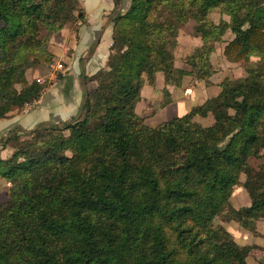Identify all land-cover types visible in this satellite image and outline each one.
I'll return each instance as SVG.
<instances>
[{"label": "trees", "instance_id": "trees-1", "mask_svg": "<svg viewBox=\"0 0 264 264\" xmlns=\"http://www.w3.org/2000/svg\"><path fill=\"white\" fill-rule=\"evenodd\" d=\"M77 3L0 0V121L44 93L27 75L54 63V35L77 31ZM189 21L202 46L184 55L178 27ZM224 42L226 61L244 67L238 82L154 128L135 113L144 73L175 88L186 76L208 84ZM112 43L74 119L14 128L0 142V177L18 186L0 204V264H248L252 246L208 220L227 217L237 188L252 194L238 226L264 220V174L248 167L264 150V0H129L112 18ZM207 115L210 125L192 128Z\"/></svg>", "mask_w": 264, "mask_h": 264}, {"label": "crops", "instance_id": "crops-1", "mask_svg": "<svg viewBox=\"0 0 264 264\" xmlns=\"http://www.w3.org/2000/svg\"><path fill=\"white\" fill-rule=\"evenodd\" d=\"M128 2L129 0H121L120 5L115 7L114 0H78L77 8L82 13L83 20L79 22L77 31L68 25L54 35L52 54L55 61L47 73L39 78L47 85L44 93L37 102L24 107L19 115L1 120L0 130L6 129L9 132L19 128L29 131L39 124L66 123L74 119L80 111L85 92L91 88L87 79L106 66L113 44L112 18L114 14H123ZM209 19L218 23L221 19L219 11H212ZM223 19L227 20L226 17ZM193 26V21H189L178 27L177 48L184 55H192L202 46L200 36L192 35ZM231 36L230 33L226 34V42ZM226 42L220 44L210 56L216 73L209 78L208 84L186 76L181 87L175 88L164 84V77L160 72L144 73L135 113L150 114L147 123L154 128L188 114L217 95L226 79L230 80L238 73L241 65L226 61L223 56ZM175 65L178 66V62ZM33 73L30 72L31 77ZM187 102L191 105L182 114L183 110L179 105ZM206 117L210 118L209 115ZM206 117L196 116L194 119ZM245 232L250 234L248 230Z\"/></svg>", "mask_w": 264, "mask_h": 264}, {"label": "rangeland", "instance_id": "rangeland-1", "mask_svg": "<svg viewBox=\"0 0 264 264\" xmlns=\"http://www.w3.org/2000/svg\"><path fill=\"white\" fill-rule=\"evenodd\" d=\"M214 68V67H213ZM243 68L239 66V72L234 74L231 79H226V84L236 83L241 79ZM215 70V69H214ZM216 71V70H215ZM216 73V72H215ZM28 73L27 78L38 79L41 78L40 73H33V77ZM237 75V76H236ZM36 79V80H37ZM92 90L94 88L93 83L90 84ZM195 104V103H193ZM188 105H191L190 102L185 104H180L179 107L184 114L187 111ZM198 121V122H197ZM211 124L210 118H196L193 119L192 128L194 126L206 127ZM6 129L0 130V142L7 135ZM248 167L252 171H261L264 174V150L261 151V155L257 158H250L248 160ZM242 180L244 177L242 176ZM18 193V186L8 179L0 177V204L6 203L13 199V197ZM252 194L249 190L243 188H237L232 194L230 201L228 202L225 208V214L227 217L224 218L223 214L210 215L208 223L209 225L221 232L225 237L237 243L238 245H252V251L247 257L248 264H264V220L258 221L250 230L248 234L246 229H242L235 222L233 216L238 211V209L248 206L251 203ZM248 236H250L248 238ZM248 238V240H247Z\"/></svg>", "mask_w": 264, "mask_h": 264}, {"label": "built area", "instance_id": "built-area-1", "mask_svg": "<svg viewBox=\"0 0 264 264\" xmlns=\"http://www.w3.org/2000/svg\"><path fill=\"white\" fill-rule=\"evenodd\" d=\"M36 81H37V83L40 84V85H43V84H44V81L41 80V79H39V78H38Z\"/></svg>", "mask_w": 264, "mask_h": 264}]
</instances>
